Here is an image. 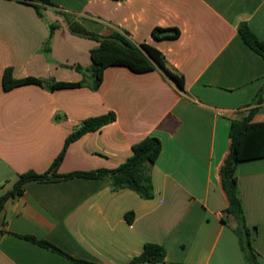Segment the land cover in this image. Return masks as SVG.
Masks as SVG:
<instances>
[{
    "label": "crops",
    "instance_id": "0c3cea01",
    "mask_svg": "<svg viewBox=\"0 0 264 264\" xmlns=\"http://www.w3.org/2000/svg\"><path fill=\"white\" fill-rule=\"evenodd\" d=\"M50 1L54 6L38 4L42 17L35 3L0 0V196L20 175L47 172L86 119L112 112L114 122L68 146L58 174L114 169L133 145L155 135L162 151L152 168L154 197L114 191L107 179L28 182L0 211V264H79L29 238L90 264H129L146 243L164 247L157 264H249L227 213L220 169L232 122L256 108L251 124H264V92L254 102L264 89V58L239 32L246 23L264 41V0ZM50 25L57 27L48 42ZM155 28L180 36L158 40ZM114 32L158 49L184 77V91L159 70L125 66L107 67L96 91L4 90L7 69L17 80L82 81L98 46L92 36ZM235 176L264 264V156L239 162Z\"/></svg>",
    "mask_w": 264,
    "mask_h": 264
},
{
    "label": "trees",
    "instance_id": "16d2710c",
    "mask_svg": "<svg viewBox=\"0 0 264 264\" xmlns=\"http://www.w3.org/2000/svg\"><path fill=\"white\" fill-rule=\"evenodd\" d=\"M24 2L35 3L40 16L38 4L54 6L50 0H22ZM57 25H50V42L53 32ZM75 31V30H74ZM76 32V31H75ZM79 32V31H78ZM242 40L255 52L264 58V41L260 40L246 23L239 27ZM155 39H177L180 36L178 29L155 28L153 30ZM98 42V46L91 51L92 66L88 70L90 74L76 83L42 81L36 78L14 79L12 70L7 69L3 75V88L5 91L27 85H37L50 91L60 89H77L87 87L92 91L100 88L104 71L109 66H125L136 73H143L152 70L161 71L166 78L184 91L185 80L182 75L171 69L166 57L155 47L142 43H133L125 34L114 32L111 36L98 38L92 36ZM79 71L83 69L77 66ZM264 89L258 93L255 104L262 102ZM256 108L250 111V114L242 120H234L230 129V150L220 169V178L223 190L228 199L227 213L230 214L236 222V233L240 242L241 249L249 264H259L256 253L252 245L251 233L246 223L244 208L240 195V190L235 176L236 167L239 162L261 158L264 156V124H251ZM116 120L114 113L86 119L78 128H76L66 139L65 146L58 157L52 163V166L45 173L38 174L34 171L26 172L19 176L12 189L3 196H0V211L5 203L11 199L21 196L24 193L26 183L36 181L40 183L56 182L72 178L87 179H107L110 181L111 188L114 191L130 189L137 193L142 199H152L154 197V187L152 182V168L158 160L162 151V142L159 137L150 135L132 147V155L126 162L114 169H99L89 172H74L65 175L58 174V169L62 164L67 148L70 144L80 139L88 132L100 130L107 124ZM129 221L133 220L129 216ZM33 242L61 253L79 264H90L85 261L75 260L56 246L46 242L37 241L29 238ZM166 251L162 245L155 243H146L141 255L133 259L129 264H157L164 262Z\"/></svg>",
    "mask_w": 264,
    "mask_h": 264
}]
</instances>
